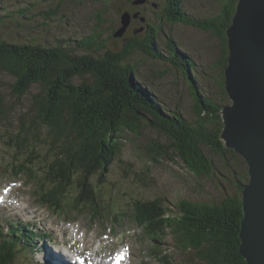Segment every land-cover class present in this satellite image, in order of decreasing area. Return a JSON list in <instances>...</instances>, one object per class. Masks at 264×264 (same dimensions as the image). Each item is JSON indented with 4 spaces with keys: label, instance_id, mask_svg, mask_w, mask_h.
Returning <instances> with one entry per match:
<instances>
[{
    "label": "trees",
    "instance_id": "trees-1",
    "mask_svg": "<svg viewBox=\"0 0 264 264\" xmlns=\"http://www.w3.org/2000/svg\"><path fill=\"white\" fill-rule=\"evenodd\" d=\"M168 1L171 9L163 11L167 23H181L202 31L213 30L221 39L218 65L221 102H214L201 94L191 74L194 61L180 52L173 40H169L168 56L161 53L155 42L158 32L153 26H147L148 36L143 50L149 57L167 62L186 75L193 101L189 113L185 112L187 110L165 109L135 75L137 70L129 57L136 40H131V44L121 52L106 51L104 44L97 47L98 38L94 36L74 41L72 47L15 44L0 40V73L12 78L11 95L22 99L30 94L33 87L37 88L30 98L29 124L20 119L15 130L5 131L7 139L4 143L16 152L8 165L16 174L37 170L30 173L31 176L35 174L33 177L27 179H36L41 186L42 181L47 180L56 198L62 201L63 208L72 213L74 210L92 214L93 217L88 219L103 221L107 219L103 215L107 213L106 206L111 211L115 209L110 208L111 202L118 205L115 196L107 195L105 202L102 190L105 175L121 153L125 131L136 137L145 129L163 135L167 143L155 140L147 143L145 154L148 161L158 163L161 158L178 161L196 177L209 178L216 172L221 173L219 164L222 163L221 167L226 165L224 161L216 163L218 158L243 162L220 140L223 125L219 115L228 99L223 80L228 57L225 29L231 23L238 0H224L219 14L208 19H188L181 7L178 8L181 0ZM45 13L50 15L54 12ZM79 49L86 53L77 54ZM5 107V99L0 93V130L7 111ZM40 132L44 134L42 139ZM31 143H38L39 149L47 151L42 157L44 165L34 168L36 164L33 161L40 155L35 154L34 146L29 145ZM26 150L30 152L29 157L18 164L17 156ZM41 170L42 173L39 172ZM234 174L233 196L228 195L215 203L182 199L175 204L173 211L161 198L138 200L134 205L144 219L140 221L134 214L133 222L144 223L148 234L154 236L159 244L169 237L174 250L182 256L191 255L193 264H246L238 252V234L242 219V190L248 183L247 168ZM72 187L76 194L68 203L66 197ZM51 191L47 193L52 197ZM46 199L49 200L47 195ZM112 218L120 223L123 216L116 214ZM12 233L15 236L6 240L0 229V237L5 238L0 242V254L3 255L0 264H9L8 259L12 261L15 257V239L20 234L14 230ZM159 261L172 264V259L166 255Z\"/></svg>",
    "mask_w": 264,
    "mask_h": 264
},
{
    "label": "rangeland",
    "instance_id": "rangeland-1",
    "mask_svg": "<svg viewBox=\"0 0 264 264\" xmlns=\"http://www.w3.org/2000/svg\"><path fill=\"white\" fill-rule=\"evenodd\" d=\"M223 2L224 0H181V6L179 5L178 8L181 7L188 19H208L219 14ZM170 5L168 0H0V40L15 44L33 43L40 46L70 45L72 47L74 41H82L86 37L94 36L98 38L97 47L104 44V50L114 52H121L125 46L131 44V40H136L133 42L135 46L129 57L137 70L135 75H138L165 109L178 112L187 110L185 112L189 113L193 104L189 80L180 70L174 69V66L153 59L144 52L142 46L147 42V26H153L158 32L155 42L163 55L168 56L167 47L171 39L180 52L194 61L195 67L191 70V74L198 89L205 97L217 103L222 101L218 90L221 81L218 65L222 43L213 30L202 31L181 23H167L163 11L171 9ZM47 11L54 13L47 15L45 13ZM236 12L235 8L232 19ZM124 15H128L129 20H121L120 17ZM125 27L124 33L117 36V30ZM76 53L83 55L86 52L79 49ZM94 56L97 57L96 53ZM11 82L10 76L0 73V93L6 102L5 110L7 109L0 130V196L5 197V203L0 206V219L6 220V223H0V228L3 229L4 234L7 231V220L25 222L35 231L31 241L36 243L28 250L22 249V253L27 251L29 253L26 256L17 255L15 264L46 262L49 264L47 255L51 256V264H65V259L70 255L75 257L63 247L80 254L95 252H103L110 256L119 254L128 257L130 264H165L159 261L165 255L172 259V264H193L191 255L182 256L180 252L174 250L169 237L159 244L154 236L148 234L144 223L140 225L133 222L134 214L140 221L144 219L134 203L138 200L154 201L161 198L170 211H173L175 204L182 199L215 203L223 197L235 194L232 189L235 185L234 173L247 168L244 161L232 162L231 159L218 158L216 163L224 161L226 165L221 167L222 163H218L222 175L216 172L209 178L196 177L178 161L167 158H161L158 163L148 161L145 154L147 143L152 140L167 143L163 135L145 129L139 137H136L125 131L121 140V153L105 175L106 182L102 190V196L105 194V202L107 195L115 196L118 200V205L114 202L110 203V208L115 207V209L109 211L106 206L107 213L103 215L107 219L97 220L95 223L88 219L93 217L92 214L85 215L74 210L73 213H69L71 218L62 216V212L57 216L37 203L31 193L32 185L26 182L28 177L35 175L31 176L30 173L37 170L31 169V172L22 171L21 174H16L14 168L8 165L16 152L14 148L9 149L4 143L7 139L4 135L5 131L10 133L15 130L20 119L24 120L26 125L29 124L30 98L31 94L37 91V88L33 87L29 95L16 99L10 93ZM225 103V105L230 104L228 99ZM40 137L41 139L44 137L42 132ZM29 145L34 146L35 154L40 155V158L33 161L36 164L34 168L44 165L42 157L47 151L39 149L38 143ZM20 151L22 153V150ZM29 154L30 152L26 150L23 155H18V164L24 162ZM13 187L17 188L12 192L9 191ZM42 187L46 193L52 189L50 194L53 196L48 193L47 196L49 201L54 200L55 202H52L56 204V194L52 185L44 180ZM6 190L8 195L3 194ZM75 194L72 187L66 202H72ZM13 195L16 197L13 201L16 204L13 206H16L15 211L18 213L15 217H11L12 207H5ZM41 200L40 198L39 202ZM26 212H28L27 217L22 219L19 215H24L23 213ZM50 213L61 219L63 223H56L55 219L50 220L47 216ZM116 214L123 216L120 223L112 218V215ZM168 214L166 213L167 216ZM45 232H47L46 238H51L50 244L46 243V239L42 240L38 236V233L45 234ZM6 253L8 256L11 255L9 251ZM1 257L2 254L0 260H3ZM8 261L9 264H14L13 259Z\"/></svg>",
    "mask_w": 264,
    "mask_h": 264
},
{
    "label": "water",
    "instance_id": "water-1",
    "mask_svg": "<svg viewBox=\"0 0 264 264\" xmlns=\"http://www.w3.org/2000/svg\"><path fill=\"white\" fill-rule=\"evenodd\" d=\"M236 11L225 29L228 57L223 80L230 104L219 112L220 140L247 166L239 255L246 264H264V0H238ZM127 16L120 18L129 20Z\"/></svg>",
    "mask_w": 264,
    "mask_h": 264
},
{
    "label": "bare ground",
    "instance_id": "bare-ground-1",
    "mask_svg": "<svg viewBox=\"0 0 264 264\" xmlns=\"http://www.w3.org/2000/svg\"><path fill=\"white\" fill-rule=\"evenodd\" d=\"M228 97V96H227ZM228 100H229V98H228ZM229 102H230V100H229ZM219 115H220V113H219ZM221 118V117H220ZM23 212H25V211H23ZM27 213L28 212H26V213H23L24 215H19L22 219L24 218V217H27ZM3 215V214H2ZM4 217H6V215L4 216ZM1 221H0V223H2V222H4V223H6L5 221V219H0ZM8 221V223H7V231L3 234V229L2 228H0L1 229V231H2V235L3 236H5L6 237V240L9 238V237H11V236H15V233L13 234L12 233V230H14L15 232H17L18 234H20V236L19 237H16V245H15V247H14V252H15V257H14V264H15V261H16V257H17V255L20 257L21 255H27L29 252L27 251L26 253H22V249H26L27 248V250H28V248L30 247L31 248V245H34V244H36L35 242H33L32 243V241H31V239H32V236H34L35 235V231H33L32 230V227L31 226H29L28 224H26L25 222H21V221H19V220H16V221H13V220H7ZM43 228V227H42ZM47 232H45V234H39L38 233V236L39 237H41L42 238V240H44V239H46V243L47 244H50V243H48V242H50V240H51V238H46V234ZM12 238V237H11ZM18 239H20L19 241H17ZM1 240H5V238L4 237H0V241ZM37 241H39V239H37ZM26 244L28 245V246H26ZM52 247V246H51ZM4 251V250H3ZM69 252V251H68ZM71 252V251H70ZM19 257H18V259H19ZM74 257L76 258V255H74ZM47 258L49 259V264H51L50 263V261H52V259H51V256L50 255H47ZM99 259H101V258H99ZM94 260H96V261H100V260H98V258L96 257V258H94ZM47 263V262H46ZM45 263V264H46Z\"/></svg>",
    "mask_w": 264,
    "mask_h": 264
},
{
    "label": "clouds",
    "instance_id": "clouds-1",
    "mask_svg": "<svg viewBox=\"0 0 264 264\" xmlns=\"http://www.w3.org/2000/svg\"><path fill=\"white\" fill-rule=\"evenodd\" d=\"M226 34V33H225Z\"/></svg>",
    "mask_w": 264,
    "mask_h": 264
}]
</instances>
